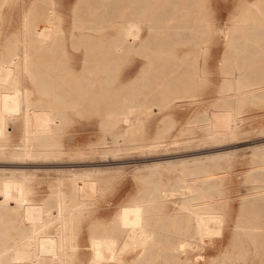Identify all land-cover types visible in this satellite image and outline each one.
I'll return each mask as SVG.
<instances>
[{
  "label": "bare ground",
  "instance_id": "bare-ground-1",
  "mask_svg": "<svg viewBox=\"0 0 264 264\" xmlns=\"http://www.w3.org/2000/svg\"><path fill=\"white\" fill-rule=\"evenodd\" d=\"M184 1L190 8L188 11L197 6V0L93 1L87 8V13L93 19L114 11L123 20L115 27L116 32L111 34L109 41L104 33L101 36H95L92 32L72 33L73 38L82 37L86 45L85 68L93 69L106 82L110 68L125 59L130 51L143 48L146 52V44L157 37L164 40L173 33H200L202 25L198 16L187 12L177 21L171 17L173 7ZM24 3L25 0L23 3L21 1L22 11ZM55 5L53 0L50 5L46 0H33L26 12L34 15L44 11V22L30 24L29 14L24 11L22 35L27 32L29 40H24L21 54L8 48V55L0 56V157L66 159L70 155L57 138L71 110L103 109L108 118L103 123H125L124 134L117 141H123L122 137L126 139V136L133 139L141 132L142 126V118L135 112L136 106L133 104L150 105L146 113L149 114L156 109L154 105L157 102L154 101L158 99L167 98L168 95L174 96V99L193 95L191 88L194 81L188 70L189 65H172L155 45L147 49L149 55L139 81L112 89L102 85L95 91L94 80H88L86 84L75 74L66 78L57 73L46 84L43 82L40 85L38 79L45 76L46 69L59 68V53L54 45L57 38L63 36V29L61 25H55L58 18ZM100 7H104V10L101 11ZM147 12L151 14L148 32L144 27ZM247 15L241 14L242 23L238 22L240 19L235 22L236 30L254 33L264 29V23L246 22ZM253 15L249 16L253 18ZM207 28L214 31V26L209 22ZM241 35L242 38L245 34ZM245 42L249 45L256 43L254 38L248 37L242 38L241 44ZM200 43H194L197 51L205 45ZM248 51L245 56H240L243 63L233 73L234 78H239L232 88L233 95L239 96L238 99L240 96L256 97L264 92V62L260 60L263 56L258 49L249 52L252 55ZM92 61L95 64H91ZM174 67L178 70L169 72ZM27 74L32 77L38 92H51L46 101L41 98L33 100L34 92L23 80ZM10 117L21 120V131L24 133L23 139L15 146H11ZM237 118L232 108L213 110L211 118L204 125L213 137H232L239 133ZM251 148L254 156L264 157V143L254 144ZM230 154L215 153L179 163L164 161L157 163V166L178 170L189 168L188 165L192 164L199 170H206L213 161L222 167L226 163L220 162V159ZM150 168L155 167L149 165L142 170ZM4 170L0 169V264H184L182 254H199L193 249L189 250L186 245L191 243L189 237L192 238L194 231L201 227L203 212L221 209L231 202L226 192L212 189L215 181L191 177L183 178L179 189L153 191L143 197L144 204L129 205L127 209L116 210L108 216L106 211L97 214L94 210L104 183L109 181L99 168L62 172L55 178L56 184L51 186L53 189L43 196L38 195L30 174L20 170H8L10 172L6 174ZM248 188L249 192L241 197L239 212L234 219L233 243L225 254L223 264H264V181L249 184ZM224 197L228 202L223 200ZM178 202H182L183 208L191 207L190 216H187L190 218L171 211L167 213L168 218H164L162 207H176ZM222 214L218 217L219 221L225 220ZM194 218L198 222H192ZM180 228H183L184 237L170 240L168 231L177 233Z\"/></svg>",
  "mask_w": 264,
  "mask_h": 264
},
{
  "label": "rangeland",
  "instance_id": "rangeland-1",
  "mask_svg": "<svg viewBox=\"0 0 264 264\" xmlns=\"http://www.w3.org/2000/svg\"><path fill=\"white\" fill-rule=\"evenodd\" d=\"M21 1L23 3V0L0 1V56L1 54L7 56L8 48L10 51L21 54L24 40H29L27 32L22 35V16L23 12L31 7L33 0H25L23 11ZM46 1L50 5L52 0ZM53 1L56 3L59 18L56 17L58 21L55 20V25H61L63 29L61 32L63 36H59L54 45L59 53V68L58 70L46 69L45 76L38 79L40 85L43 82L46 84V81L51 80L57 73L66 78L75 74L86 84L88 80H94L95 91H98L102 85L112 89L132 83L134 80L139 81L147 55H149L147 49L155 45L164 57L169 58L172 65H189L188 70L194 81L191 94L194 97L191 95V97L174 99V96L168 95L167 98L154 101L157 102L154 105L156 109L149 114L146 113L148 109L150 110L147 107L150 105L144 107L139 103L133 104L136 106L135 112L142 118L141 132L133 139L127 136L126 139L122 137L125 141H117L124 134L125 123L112 124L113 126L103 123L108 119L103 109L71 110L64 119L63 131L57 138L63 142L61 144L70 156L62 159L63 161L29 160L4 156L0 157V169H5L6 174H9L11 170L25 171L30 174L32 182H35L38 195L43 196L53 189L51 186L56 184L55 178L62 172L99 168L103 171L102 175L108 177L109 181L104 183L105 186L103 185L101 196L99 201H96L94 210L97 214L107 212L108 216L116 210L127 209L129 205L131 207V205L144 204L143 197L153 191L164 188H181L183 178L211 179L213 183L216 182L211 186L212 189L226 192L231 202L224 205V209H209L203 212L201 227L194 231L193 237H189L191 243L186 245L189 250L193 249L200 255L184 253L182 263H225V254L227 255L233 243L234 219L239 212L241 197L249 192V184L264 181V157L254 156L251 148L254 144L264 143V92L256 97L240 96L238 99L239 96L233 95L232 90L235 81L239 79L234 78L233 73L236 67L243 63L240 56H245L248 49V53L258 49L263 56L260 60L264 62V29L254 33L250 30L243 31L245 35L242 38H254L256 43L249 45L245 42L242 45V33L234 26L243 13L248 14L246 22L250 24L264 23V8H262L264 0H197V6L190 11L185 1L177 4L173 7L171 17L177 21V18H181L187 12L198 16L202 25L201 32L193 35L173 33L164 40L157 37L146 44V52L143 48H139L140 51H130L125 59L116 62L115 66L110 68V76L106 82L93 69L85 68L86 45L82 37L73 38L72 33L79 35L81 32H92L95 36H101L104 33L109 41L123 17H117L118 13L113 11L111 14L106 13L99 18L94 17L96 20L93 19V16L87 13V8L96 0H86V3L85 0ZM103 1L110 0H101ZM100 10L103 11L104 7H100ZM26 13L31 17H28L30 24L44 22V11L34 13L35 17L33 13L31 15L29 12ZM251 14H255L253 18L249 16ZM150 16L151 14L147 12L144 17V27H147V32ZM208 22L209 25L214 26V31L207 28ZM238 22L243 21L240 19ZM81 23L87 24L86 27ZM113 23L114 26H112ZM196 41H200L202 45L205 44L202 47L203 50L200 48L202 52L199 49V51L196 50L194 45ZM249 62L253 61L249 60ZM91 64L95 62L92 61ZM176 69L175 67L170 68L169 72ZM28 75L23 80L33 90V100L41 98L46 101L51 92H38L32 77ZM229 108L234 109L238 115L236 123L239 133L232 137L222 136L220 138L209 135L204 124L211 118L213 110ZM9 124L11 146H15L24 135L21 131V120L18 117H10ZM116 150L120 151L114 152ZM80 152L84 155L82 156ZM215 153L232 154L220 159V162L226 163L222 167H218L213 161L209 163L206 170H199L192 164L188 165L189 168L178 170L157 166L159 162L177 161L179 163L182 160H192L193 157L202 159ZM149 165L155 168L142 170ZM223 200L226 202L227 198L224 197ZM176 207L177 209H174ZM176 207L173 205H170L169 209L162 207L161 212L165 214L164 218H168L167 213L170 211L173 214L176 212L175 215L190 216L191 207L183 208L182 202H178ZM221 214L225 219L223 221L218 219ZM192 222H198L197 218H194ZM177 233L169 230L170 240L176 241L184 237L183 228L178 229Z\"/></svg>",
  "mask_w": 264,
  "mask_h": 264
}]
</instances>
